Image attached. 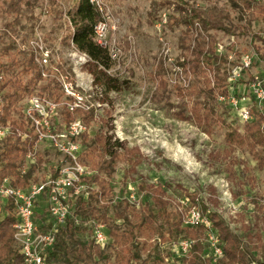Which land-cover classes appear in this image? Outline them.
I'll use <instances>...</instances> for the list:
<instances>
[{
	"label": "trees",
	"instance_id": "trees-1",
	"mask_svg": "<svg viewBox=\"0 0 264 264\" xmlns=\"http://www.w3.org/2000/svg\"><path fill=\"white\" fill-rule=\"evenodd\" d=\"M173 1L176 2L179 13L168 18V27L197 21L206 31L216 30L226 35L248 37L254 53L264 61V0L260 3L255 0H227L236 15L221 13V17L211 10L195 8L187 0ZM168 3L163 0L158 5L164 7ZM42 9L47 15L59 20L58 27L64 31L61 35L62 42L86 56L87 59L81 66L92 76L93 88L98 91L95 96L102 92H118L124 83L119 77L107 73L114 63L107 50L96 43L93 26L99 15L88 0H0V17L3 21L0 28V72L3 73L0 81V125L9 121L11 129L0 140V183L7 178L11 186L21 189H26L33 182L45 180H38L36 174L50 149L42 145L36 154L35 164L25 173H21L24 154L35 136L29 131L28 123L22 116L23 107L20 109L18 103L35 93L54 101H59L63 95L53 76L54 71L48 66L44 68L46 76H43L31 50H23L16 45L17 40L24 43L35 34V21L40 14H36V10ZM253 21L262 23L256 31L252 28ZM24 30L26 33L22 34L21 31ZM215 47V40L211 36L208 44L197 39L191 53L185 47L182 59L178 61L181 65H189L201 85L195 83L186 89L176 87L175 93L186 97L190 102L185 108L189 118L199 127L205 126L204 132L210 133V127L214 123L218 124L225 129L223 142L227 147L249 150L258 164L263 166L264 157L256 150V147L264 146L263 113H257L249 107L252 118L239 131L226 121L222 111L218 109L216 94L225 93L226 68L237 63L239 53L228 62L226 54L218 56L215 53ZM202 65L209 68L213 66L216 74L214 86L209 85ZM57 66L60 67L59 64ZM246 72L249 73V69ZM155 79V96L159 99L169 98L174 89H167L160 67L157 68ZM250 79L251 74L248 81ZM57 112L58 118L64 122L79 117L90 126L95 119L93 107L83 112L70 111L66 106L60 105ZM106 114L109 113L106 111ZM99 122L100 125L93 134L86 131L77 138L82 145L79 161L92 171L90 176H85L82 180L95 187L91 189L87 199L80 196L73 199L71 214L65 224L58 227L53 244L46 250L45 264H169L170 261H165V255L159 249V242L175 241L179 237L194 238L188 255L176 257V260L180 258L177 260L179 264H209L210 258L205 256L206 244L201 240L202 226H182V211L177 202L166 199L165 190L159 185L149 183L146 178L139 182L138 189L148 193L150 197H147L141 209L129 204L124 198L117 199L111 206L112 216H107L109 207L106 202L99 203V200H105L111 193L109 181L114 167L119 163L124 165L121 182L125 186L129 179L135 178L133 167L138 161V152L133 148L123 147L117 140L111 141L104 131L106 120L101 118ZM19 130L30 132L31 135H18ZM55 153L59 155L58 152ZM50 171L49 176L57 175L56 170ZM187 196L201 215L211 221L222 242L223 257L217 264H264V261L252 253L263 245L260 241H255L257 236L246 225H241L245 234L242 237L229 226L221 212L209 207L207 198L194 192H187ZM40 201L44 206L42 213L38 211ZM0 204V264H24L19 245L13 237V223L17 220L13 201L6 197L0 199ZM46 208V192H43L34 204L35 219L38 214L37 223L42 231L49 228ZM99 218L105 222L104 230L110 237L109 242L102 248L94 244L92 239V221ZM118 219L120 222L116 221ZM154 236L156 239L149 240ZM167 255L173 254L168 252ZM173 261L170 264L177 263Z\"/></svg>",
	"mask_w": 264,
	"mask_h": 264
},
{
	"label": "rangeland",
	"instance_id": "rangeland-1",
	"mask_svg": "<svg viewBox=\"0 0 264 264\" xmlns=\"http://www.w3.org/2000/svg\"><path fill=\"white\" fill-rule=\"evenodd\" d=\"M104 1L112 15L113 28L109 31L108 37H115L123 52L119 65L114 64L107 70L109 75L117 76L124 81L120 91L102 92L95 96L98 91L93 88L92 76L81 66L87 59L86 56L62 42L61 35L64 31L58 27L59 20L47 15L42 9L36 10V14L38 12L40 14L39 19L35 21L34 33L43 38L44 46L48 50L49 62L44 68L49 66L54 71V77L59 74L67 75L74 85V91L90 103L91 108H94V122L90 126L85 123L88 134H93L100 125V119L104 118L107 122L104 131L110 136L111 141L117 140L123 147L137 150L138 161L133 167L135 178L127 181L137 185V194L142 197L137 209H141L147 197H150L148 193L138 189L139 182L145 178L149 183L164 189L166 199L170 198L176 202L188 197L187 192L197 193L207 198L209 207L221 212L229 226L242 237L245 235L242 224L257 236L255 241H260L263 247H258L252 253L259 260L264 261V165L260 166L257 159L253 158L245 148L227 147L223 142L225 129L218 124L214 123L210 127V133L204 132L205 126L199 127L189 118L185 108L190 102L186 97L175 93L176 87L186 89L195 83L201 85V81H197L189 65H181L178 60L182 59L186 46L187 52L191 53L197 39L204 40L208 44L211 36L215 40L216 47L222 45L223 53L226 57L230 53L232 60L237 52L239 57L246 52L255 55L256 63L252 69H249V73H243L235 86V91L238 96L249 97L247 105L251 110L264 114V104L260 107L254 104L247 87L249 75L255 69H259L264 61L256 56L248 37L226 35L216 30L206 31L197 21L188 25L168 27V18L179 13L173 0H167L169 3L164 7L158 5L163 0ZM187 1L195 8L215 12L218 17H221V13L236 15L227 0ZM255 1L260 3L263 0ZM162 13L167 15L166 22L158 31L153 23L160 19ZM2 22L0 17V28ZM260 25L262 23L253 21V30L256 31ZM21 33L25 34L26 31ZM27 41L23 43L17 40L16 45L26 50L24 45ZM229 60L227 59L228 62ZM159 67L162 69L167 89H174L166 99L155 96L157 85L155 73ZM177 67L180 71L175 69ZM202 67L209 85L214 86L216 74L213 66L209 68L202 65ZM220 94L222 93L216 94L218 109L222 111L226 121L240 131L245 122H242L224 101L219 100ZM28 97L18 103L20 109ZM66 100H71V97L63 92L59 101ZM81 111L85 112V110ZM106 111L109 114H106ZM179 111L182 113L179 114ZM60 122L64 121L60 119ZM6 125H9V121H6ZM42 145H39L37 152L41 150ZM256 150L264 157V146L256 147ZM60 158V155L50 149L45 160L39 165L36 174L38 180L50 175V170ZM114 168L109 181L111 193L105 200H99L101 204L107 203L108 217L112 216L113 204L110 205L107 199L122 197L126 189V185L121 182L124 165L119 163ZM188 200L186 207L194 206L189 197ZM43 210V202L40 201L38 211L42 213ZM38 220L37 214L36 222ZM94 220L106 225L100 218ZM116 221L120 222L119 219ZM201 236V240L204 241L203 231ZM154 239L155 236L149 240ZM172 242L174 240L160 241L159 249L164 253L165 261L174 263L175 260L176 263L180 259L176 260V257L182 256L175 253ZM168 252L173 255L166 256Z\"/></svg>",
	"mask_w": 264,
	"mask_h": 264
},
{
	"label": "built area",
	"instance_id": "built-area-1",
	"mask_svg": "<svg viewBox=\"0 0 264 264\" xmlns=\"http://www.w3.org/2000/svg\"><path fill=\"white\" fill-rule=\"evenodd\" d=\"M88 1L99 15L98 21L93 26L96 43L107 50L110 59L117 66L120 63L123 52L116 38L108 37L109 31L113 28L109 7L104 0ZM166 17V13H162L160 19L154 21L153 25L156 30H161V26L166 22ZM195 25L199 27L197 23ZM164 44L167 45L166 43ZM24 47L31 50L34 60L42 70V75L46 76L43 68L48 65L49 54L44 46L43 38L34 34L33 37L28 39ZM222 49V45H218L215 53L220 56L223 54ZM231 57L229 53L227 59L232 60ZM255 63V55L251 52H246L239 57L237 63L227 66L225 76L226 91L218 96L219 100L224 101L242 122H247L252 118L250 108L247 105L249 97L246 95L238 96L235 86L243 73L248 69H252ZM175 69L180 71L178 67ZM2 77L3 73L0 72V81ZM55 78L64 94L70 96L71 100H66L65 102L54 101L45 95L37 93L32 94L25 100L22 116L28 123L29 131L35 136V139L24 155L20 171L25 173L31 165L35 164L37 149L39 145L43 144V146L53 149L61 156L52 167L53 170H56L57 175L55 177L48 175L44 181L33 182L26 189L11 186L7 178L0 183V199L11 198L15 207L17 220L13 223V237L19 245L24 264H45L46 250L53 244L58 227L65 224L71 214L73 199L77 196L87 199L93 188L91 184L82 180L83 177L90 176L92 171L79 161L81 144L77 138L86 132L87 126L78 118L60 122L57 115L60 105L66 106L70 111L78 109L86 111L91 108L90 103H87L81 95L74 91V85L67 75L59 74ZM247 87L250 97L256 105L259 107L263 105L264 63L259 69L252 71ZM262 124L264 127V114ZM10 130L9 125H0V140ZM30 132L19 130L18 135L30 136ZM43 192H46V209L49 214V228L45 231L40 230L34 214L35 201ZM122 198L137 207L142 197L140 198L137 194V185L133 182H128L122 197H112L108 201L113 203L117 199ZM188 201V197H184V200L177 202L179 209L182 211V226H202L204 242L207 247L205 256L210 258L209 264H217L218 260L223 257L222 242L211 221L206 216H202L197 207H186V202ZM77 222L79 221L77 220ZM92 223V239L94 244L102 248L109 242L110 237L106 234L105 226L102 223L98 221H92ZM193 243L194 240L191 238L180 237L171 244L175 253L180 256H186Z\"/></svg>",
	"mask_w": 264,
	"mask_h": 264
}]
</instances>
